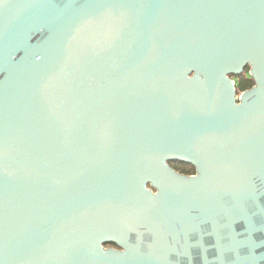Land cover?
<instances>
[{
  "label": "water",
  "instance_id": "water-1",
  "mask_svg": "<svg viewBox=\"0 0 264 264\" xmlns=\"http://www.w3.org/2000/svg\"><path fill=\"white\" fill-rule=\"evenodd\" d=\"M0 264H264V0H0Z\"/></svg>",
  "mask_w": 264,
  "mask_h": 264
},
{
  "label": "flooded vegetation",
  "instance_id": "flooded-vegetation-1",
  "mask_svg": "<svg viewBox=\"0 0 264 264\" xmlns=\"http://www.w3.org/2000/svg\"><path fill=\"white\" fill-rule=\"evenodd\" d=\"M249 70H250L249 66H245L240 74H238V75H230V79L234 82L237 95H240L241 93H243V92H245V91H247V90H249V89H251L253 87L252 86V87H250L248 89H241L247 82L248 83L252 82L253 85H254L253 80L249 76ZM179 174H181V173H179ZM194 174H195V172H194ZM186 176H192V175H186ZM106 248L117 249L116 246L113 245V244L112 245H106Z\"/></svg>",
  "mask_w": 264,
  "mask_h": 264
},
{
  "label": "trees",
  "instance_id": "trees-1",
  "mask_svg": "<svg viewBox=\"0 0 264 264\" xmlns=\"http://www.w3.org/2000/svg\"><path fill=\"white\" fill-rule=\"evenodd\" d=\"M253 86L252 82H247L241 89H248ZM240 91V90H239ZM169 165L177 172L184 175H193L194 168L188 164L179 163V162H170Z\"/></svg>",
  "mask_w": 264,
  "mask_h": 264
}]
</instances>
